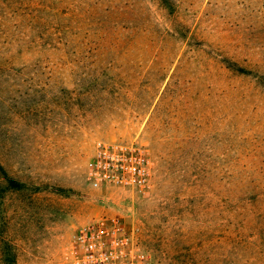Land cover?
Masks as SVG:
<instances>
[{"label": "rangeland", "instance_id": "obj_1", "mask_svg": "<svg viewBox=\"0 0 264 264\" xmlns=\"http://www.w3.org/2000/svg\"><path fill=\"white\" fill-rule=\"evenodd\" d=\"M114 141L145 188L91 185ZM0 165V264L104 217L153 264H264V0H0Z\"/></svg>", "mask_w": 264, "mask_h": 264}, {"label": "built area", "instance_id": "obj_2", "mask_svg": "<svg viewBox=\"0 0 264 264\" xmlns=\"http://www.w3.org/2000/svg\"><path fill=\"white\" fill-rule=\"evenodd\" d=\"M88 175L94 188L141 190L150 181V159L135 143L99 142ZM67 264H153V259L119 218L104 217L74 232Z\"/></svg>", "mask_w": 264, "mask_h": 264}, {"label": "trees", "instance_id": "obj_3", "mask_svg": "<svg viewBox=\"0 0 264 264\" xmlns=\"http://www.w3.org/2000/svg\"><path fill=\"white\" fill-rule=\"evenodd\" d=\"M0 173L1 175H3L4 179L6 180V182L8 183V185L11 188H16L19 187V183L14 179L11 178L5 171L4 168L0 165Z\"/></svg>", "mask_w": 264, "mask_h": 264}]
</instances>
